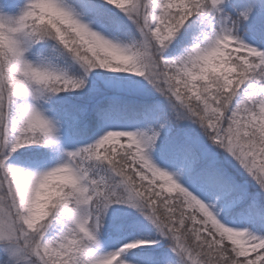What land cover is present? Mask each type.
Listing matches in <instances>:
<instances>
[{"label": "snow or ice", "instance_id": "6c2138e0", "mask_svg": "<svg viewBox=\"0 0 264 264\" xmlns=\"http://www.w3.org/2000/svg\"><path fill=\"white\" fill-rule=\"evenodd\" d=\"M0 264H264V0H0Z\"/></svg>", "mask_w": 264, "mask_h": 264}]
</instances>
